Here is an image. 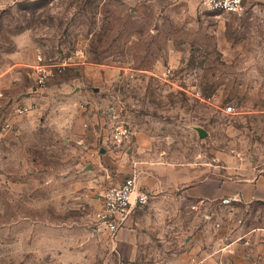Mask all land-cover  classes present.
<instances>
[{
  "label": "rangeland",
  "instance_id": "1",
  "mask_svg": "<svg viewBox=\"0 0 264 264\" xmlns=\"http://www.w3.org/2000/svg\"><path fill=\"white\" fill-rule=\"evenodd\" d=\"M201 1L0 0V264H185L192 237L229 221L224 207L166 206L145 256L127 261L94 220L130 175L101 160L106 177L98 158L264 175V0H243L241 14ZM40 56L63 65L44 85ZM121 126L132 136L118 145Z\"/></svg>",
  "mask_w": 264,
  "mask_h": 264
},
{
  "label": "crops",
  "instance_id": "2",
  "mask_svg": "<svg viewBox=\"0 0 264 264\" xmlns=\"http://www.w3.org/2000/svg\"><path fill=\"white\" fill-rule=\"evenodd\" d=\"M37 65L38 61L33 67ZM29 100L33 102L36 99L30 97ZM137 145L141 150L142 144L138 142ZM101 151L106 150L101 148ZM110 158L95 159L93 164L96 168H103L106 177L111 178L112 169L104 168L105 164L101 160L109 162L119 172H128L130 175H122L117 181H112L113 185L107 190L134 176L137 187L151 196L147 206L132 211L116 241L110 240L112 248L122 259L135 261L145 256L148 229L156 222L154 219L164 217L165 210H168L166 206H169L170 213V207L176 204L195 202L201 205L206 203L213 216L217 209L222 210L223 207L225 211L230 209L234 213L215 232V236L190 239L184 255L185 264H194L193 259L201 264H217L220 260L226 264H264V213L261 211L264 207V175L223 178L215 173L210 176L206 165L177 166L171 157L162 160L148 154L132 155L127 164L125 157H117V160ZM101 196L97 210L101 205ZM230 198H236L237 201L222 206V201Z\"/></svg>",
  "mask_w": 264,
  "mask_h": 264
},
{
  "label": "built area",
  "instance_id": "3",
  "mask_svg": "<svg viewBox=\"0 0 264 264\" xmlns=\"http://www.w3.org/2000/svg\"><path fill=\"white\" fill-rule=\"evenodd\" d=\"M200 8L203 11L218 12L226 14H241L244 10L243 0H202ZM58 65L44 63L43 58L38 57V65L35 67L37 82L44 85L54 74L55 70H61ZM198 95V94H197ZM199 96V95H198ZM6 98L5 90L0 84V100ZM28 109H19L18 113L27 112ZM233 107H228L226 113L231 114ZM132 136L131 131L124 127H117L114 132V141L118 145L123 144ZM151 196L137 187L136 177H128L116 187L106 190L101 196V205L95 213V222L102 229L112 242H115L118 233L124 228L126 221L136 208H143L150 202ZM236 198L223 200L224 205L236 202ZM194 264H201L193 259ZM217 264H226L223 260Z\"/></svg>",
  "mask_w": 264,
  "mask_h": 264
},
{
  "label": "water",
  "instance_id": "4",
  "mask_svg": "<svg viewBox=\"0 0 264 264\" xmlns=\"http://www.w3.org/2000/svg\"><path fill=\"white\" fill-rule=\"evenodd\" d=\"M204 136V135H203Z\"/></svg>",
  "mask_w": 264,
  "mask_h": 264
}]
</instances>
